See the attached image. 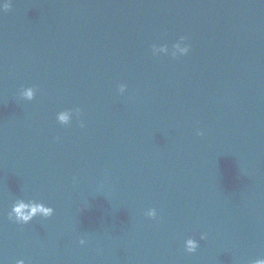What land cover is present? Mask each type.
Masks as SVG:
<instances>
[{
    "label": "water",
    "instance_id": "1",
    "mask_svg": "<svg viewBox=\"0 0 264 264\" xmlns=\"http://www.w3.org/2000/svg\"><path fill=\"white\" fill-rule=\"evenodd\" d=\"M7 2L3 264L264 258V0ZM181 36L189 51L173 58ZM153 44L166 51L153 56ZM28 87L31 101L20 96ZM69 109L80 115L59 124ZM17 199L53 215L13 223Z\"/></svg>",
    "mask_w": 264,
    "mask_h": 264
},
{
    "label": "clouds",
    "instance_id": "2",
    "mask_svg": "<svg viewBox=\"0 0 264 264\" xmlns=\"http://www.w3.org/2000/svg\"><path fill=\"white\" fill-rule=\"evenodd\" d=\"M10 8V3L7 0H0V9L4 12L8 11ZM173 51L171 52V56L176 58L178 56H184L189 51V46L185 43V37H179V41L172 45ZM166 51V47L161 46L157 47V45L153 44L151 46V52L153 56H156L157 53H163ZM126 86L124 84H120L119 93L123 94L125 92ZM35 89L33 87L24 88L20 93V96L23 99L31 101L34 98ZM73 112L79 116V109H69L60 111L56 114V120L61 125H67L70 122L71 116ZM83 123H81V127H83ZM203 133L198 131L197 135H202ZM54 209L51 206H46L45 204L38 203L35 201L25 202L22 199H17L13 202L10 211L7 214V217L10 221L16 224H27L34 217L40 216L43 218H49L53 215ZM148 218L156 217V210L150 209L146 214ZM207 238V233H201L200 239L204 240ZM80 244H84L85 241L81 239L79 241ZM198 248V242L191 238L184 241V250L187 253H194ZM0 264H3L0 261ZM15 264H25V261L22 259L16 260ZM251 264H264V258H257L251 261Z\"/></svg>",
    "mask_w": 264,
    "mask_h": 264
}]
</instances>
